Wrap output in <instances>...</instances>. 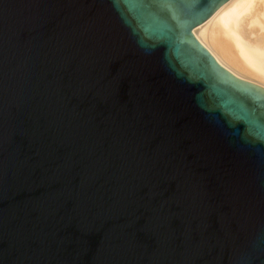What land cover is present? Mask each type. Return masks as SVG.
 Instances as JSON below:
<instances>
[{"label": "water", "instance_id": "obj_1", "mask_svg": "<svg viewBox=\"0 0 264 264\" xmlns=\"http://www.w3.org/2000/svg\"><path fill=\"white\" fill-rule=\"evenodd\" d=\"M226 0H0V264H264V90L193 33Z\"/></svg>", "mask_w": 264, "mask_h": 264}, {"label": "bare ground", "instance_id": "obj_2", "mask_svg": "<svg viewBox=\"0 0 264 264\" xmlns=\"http://www.w3.org/2000/svg\"><path fill=\"white\" fill-rule=\"evenodd\" d=\"M193 33L236 79L264 90V0H226Z\"/></svg>", "mask_w": 264, "mask_h": 264}]
</instances>
